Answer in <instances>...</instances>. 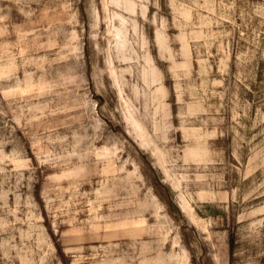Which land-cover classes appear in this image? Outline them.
Masks as SVG:
<instances>
[{
	"label": "rangeland",
	"instance_id": "rangeland-1",
	"mask_svg": "<svg viewBox=\"0 0 264 264\" xmlns=\"http://www.w3.org/2000/svg\"><path fill=\"white\" fill-rule=\"evenodd\" d=\"M0 264H264V0H0Z\"/></svg>",
	"mask_w": 264,
	"mask_h": 264
}]
</instances>
